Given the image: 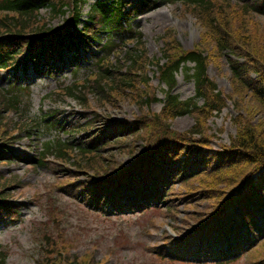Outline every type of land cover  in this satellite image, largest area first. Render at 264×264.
I'll use <instances>...</instances> for the list:
<instances>
[{"label":"rangeland","instance_id":"1","mask_svg":"<svg viewBox=\"0 0 264 264\" xmlns=\"http://www.w3.org/2000/svg\"><path fill=\"white\" fill-rule=\"evenodd\" d=\"M99 1L101 0H88L82 11V20L87 21V14L91 6ZM128 1L133 3L134 6L141 3V0ZM230 1L232 6H241L251 3L252 0ZM236 14H234L236 35L241 39L243 45L245 43L242 40L244 35H252L257 38L263 36L264 17L252 16L250 23L246 19L249 24L247 28L242 18ZM55 17H51L47 10H42L41 19L43 22L49 23ZM65 19L56 20L50 25L53 28L63 26ZM132 25L135 30L143 34V41L145 42L148 55L146 52L145 54L150 59L161 60L164 40L172 39L173 42L180 43V46L185 50L194 48L198 42L203 43L199 32L201 30L203 33L204 28L199 29V24L196 23L193 16L180 3L173 6H164L139 15L133 19ZM169 34L170 36L167 37L166 35ZM119 41L124 44L126 51L136 47V44L128 43L126 39ZM204 41L206 44L201 46L207 47V53L210 56L208 74L216 82L224 96L228 97L227 109L219 116L215 115L207 120L206 129L203 131L205 136H207L208 146L203 151H200V153L205 152L204 157L201 156L200 159L205 160V166L211 167L213 162L207 159L212 158V151L221 150L222 147L229 146L231 139L237 133V125L234 118L238 112L234 107V101L240 99L241 94L236 90V85L233 82L229 56H216V45L214 42L206 37ZM95 47L96 44H91L90 53L86 56L88 59L86 63L83 59L80 66L71 68L66 67V65L63 72L58 75H39L34 74L31 70L26 76H22V72L18 74L20 84L23 87H30L31 116L33 119L30 124L36 129L26 128L20 138L13 140V144H10L9 147L17 153L19 158L16 162L0 161V175H4V180L9 182V184L7 183L4 186L7 189L3 197L11 198L19 207L18 219L14 222L8 219H0V251L5 254L6 264H35L39 250V230L44 228L45 232L49 234L52 232L57 234L56 220L57 223L59 221L64 223L58 234H65L70 238L74 246L73 250H77L72 253L73 250L71 249L72 255L75 254L77 257H82L93 252V256L100 264H216L212 262L186 263L183 261H170L159 256L157 247L165 242L169 244L181 243L182 240H177L176 237L183 235L185 231L194 230L195 226L207 218L206 216L203 217V215L212 212L215 206L217 207L223 199L222 195H217L216 191L219 189H227L229 191L238 180L241 181L244 178L247 171L244 173L242 171L247 168L246 165L248 166V164L243 159L240 158L237 165L230 164L229 175L225 172L229 169L227 168L224 170L225 173L201 174L181 183L179 186L177 185L174 189L172 188V191L180 193L178 197L182 199L169 205L170 209H167V204H164V208L156 211L148 210L134 214L124 213L112 215L111 217H107L105 214L100 215L81 207L80 203L84 204V202L77 195L72 194L71 196L74 198L70 199V194L68 193L71 191V183L75 181L81 182L87 177L85 173L81 172V169L69 170L65 169L63 165L54 163H46L44 166H39L35 162L27 164L23 161L28 160L30 156L32 160H36V156L42 152V148L49 141L74 138L73 143L80 142L84 145L86 143L84 141L90 140L94 135L100 137L99 143L105 142L109 144L106 148L104 147L105 149H101V153L96 159L99 165L98 169L102 172L108 173L124 164L128 165L135 156L142 154L140 151L143 150L141 148L144 143L139 140V137L143 133L129 134L124 131V128L132 127L135 119L141 113L149 115L159 114L163 108V101L166 98L164 88L166 87L160 84L157 79V69L154 65L149 66L151 73L148 72V74L151 78V84L156 90L157 102H151L142 111H139V107L132 102L131 97L136 96L125 97V95H133L129 90H126L127 94L121 97L122 101L119 96L114 94V97L120 100L116 101L114 105L110 101L104 104L99 101L94 102L95 95H88L90 101L88 103V112H84L80 103L72 99H61L54 96L51 100L47 99L48 95L53 94L58 89L72 86L76 81L83 82L91 76L92 71L97 70V67L92 65L93 61L90 60L91 53L93 55L98 54ZM237 48L246 51L244 46ZM122 54L123 52H118L115 58ZM66 56L69 55L66 53ZM121 57L124 59L123 56ZM239 59L241 62L247 63L246 57L240 55ZM124 65V62H122L115 71H122ZM5 78V74L0 73V90L7 88L8 82ZM110 89L122 91L123 87H121L119 81H116L112 86H108L106 92ZM174 92L182 100L190 99L195 96L194 82L188 81L184 74H181L178 76V85ZM140 94L143 95L142 93ZM109 100H112V98L110 97ZM252 100V97L247 94L244 97L242 106L247 110L254 111V117L256 113L261 115H257L254 120L252 119L254 124H256L259 122L258 118L262 117V112H258L257 104ZM95 110L98 115H95ZM51 111L57 112L56 115L60 119V123L62 120L67 123L63 125L65 132H70L75 127L86 126L93 121L90 126H86V130H80L70 136H66L61 129L53 128L48 130L41 127V119L45 118L46 114ZM61 114L62 116L60 117ZM169 122L174 131L187 136H192L190 132L197 126L196 119L192 115H185ZM16 126L17 124L12 127V130ZM27 130L32 132H27ZM30 133L33 134L32 138L29 137ZM201 136L202 134L196 135L197 138ZM100 146L102 145H98V147ZM209 152L210 155H208ZM191 154L193 152L188 154V158H191L192 161L198 157V155ZM79 157L83 158L84 156L79 155ZM159 164L155 167V170L149 172V175L152 173L157 174L156 171L159 169H166L167 165L163 162ZM91 170L96 172L94 169ZM261 171L263 172L264 170ZM255 174L256 177L260 172ZM157 175L160 176L161 174L158 173ZM206 175H212L213 179L217 180H213ZM231 176H236L237 179L231 180ZM151 181L153 182V180ZM206 183H214V186H205L204 184ZM55 185H62L63 187L57 188ZM159 187L160 189L162 188L161 185ZM209 187L213 189H208ZM42 223H45V225L41 226ZM65 235H62V237H64L65 241H68ZM42 250L43 248L39 250V255ZM223 264H264V240L258 247L245 253L239 259Z\"/></svg>","mask_w":264,"mask_h":264},{"label":"trees","instance_id":"2","mask_svg":"<svg viewBox=\"0 0 264 264\" xmlns=\"http://www.w3.org/2000/svg\"><path fill=\"white\" fill-rule=\"evenodd\" d=\"M73 1L75 3V6L73 7H77V17H75V20L73 21V23H76L79 19L78 5L84 4L85 0ZM145 1L148 3L147 7H154L157 6L159 2L164 5L173 0ZM183 2L188 13L194 16L199 24H201L202 28H204L202 44H206L204 41L205 37L210 38L216 45V56H223L225 55V51L230 50L231 52L238 54V56L241 55L246 57L249 62L248 64H241L238 61H230L233 82L236 85V90L241 94V98L237 101V106L239 107V110L246 114V117L241 116L236 121L238 128L236 137L232 140V146L229 147L230 149H228L226 154L214 161L215 166L213 168L196 165L195 169H193L194 171L189 172L195 176L200 174L198 169H204V171L211 169L205 174H222L224 170L230 167V164L233 163V165H237L240 158L248 164V166L246 165L247 168L242 171V173L247 172L245 175L243 174L244 178L241 181L238 180L229 191H227V189H219L216 191L217 195H222L223 197L220 204L216 207V210L221 209L226 198L232 193L228 209L222 214L219 219V224L223 225L225 223L224 226L231 224V229H235L234 233L237 234L239 229L244 225H246L248 229L250 228L249 221L252 220L254 222L255 215L260 218L264 217V171H261L264 170V34L258 38L252 35H244L242 37V40L245 41L243 45L241 39L236 35L234 14L237 13L248 28L249 24L246 22V19H248L250 23V18L252 16L264 17V11L261 8H256L255 5H253V7L232 6L221 0H183ZM44 3L45 4L42 6L50 7L52 12L59 11L58 14L64 13L62 11L63 7H67L68 9L72 8V0H45ZM40 9L37 0H0V12L10 11L16 12L17 14V19L13 18L10 21L14 30L10 29L5 21H0V35L4 33H15L19 36L28 32H35L34 35H38L39 32L44 31L45 29L43 28L44 26H37L39 22L36 20L38 17L36 14ZM135 11H138V9ZM90 18L99 30H104L109 33L110 30L105 28L106 22L109 25H115L113 29L116 30L111 29V31L117 32L123 29V19L125 18V15L121 10L117 13V11L110 10L106 4H100L93 8ZM85 27L86 32H91V27H89V25H86ZM128 30H130V28ZM132 36L134 37L133 40L140 42V51H138V53L141 52L140 55L136 57L130 55L128 58V60L130 59L132 61L134 66L130 65L123 71H115L117 67L114 68V66L107 65L105 66L106 68H104L105 70L102 68L99 70L98 74H95L94 80L91 82L89 81L80 86H74L71 89H68V96L76 99L79 98L80 103L84 105L88 100V95L94 94V102L99 101L101 104H104L105 102L110 101L114 105L116 99L112 95L115 94L116 96H119L122 101L121 97L127 94L126 90H129L133 95H125V97L136 96L131 97V99L141 111L151 102H157L154 98L155 89L150 85V78L148 75V67L153 64V62L147 58L145 50L142 48V35L137 33V35L132 34ZM76 39H78L77 33L67 29L62 35L58 34L56 36V43H58L57 46H59V48H61L62 45H69V47L72 48V43H74ZM96 39L101 42L100 38ZM50 44L52 45V42ZM28 45H31V48H34L32 49V52L30 51V54L34 59L39 58L38 56L40 55L45 56L46 51H48V45L44 44L39 37H34L31 40L23 38L9 39L7 44L2 48L3 52L2 50L0 51V58L2 59L0 68L6 69L13 67L18 62L17 54L24 52V49L27 51L26 47ZM240 46L246 47V51L239 50L237 47ZM200 48L205 51H192L186 54H181L176 43L171 42L167 45L165 50L166 63L163 66L160 64L158 65L159 77L169 88L163 109L159 114L155 113L149 115L143 113L137 124L139 125V128L130 132L131 134H135L136 132L143 133L139 137V140L147 144L148 151H151L152 157L154 156L155 159L161 160L159 162L157 161L158 163H162V159H166L163 155L165 154L164 146H170L171 148L168 151H171L173 154L178 152L177 143L192 145L188 146L190 151L198 146H208L207 136L203 133L206 129V122L215 112H221L226 107L225 100L218 92H216V84L207 74L210 56L209 54L206 56L203 53H207V47L201 46ZM39 49L42 50L39 51ZM188 62L194 64V68L191 69L185 67V64ZM181 70L184 71L189 79L195 81L197 92L196 99L182 101L178 96L172 94V90L176 86V75L179 74ZM251 71L258 74L256 80L250 77ZM116 81H119L121 87H123L122 91L110 89L106 92L108 85L112 86ZM143 86L145 89H142ZM147 93H150V98H148L151 99L150 101L144 99L146 98L144 95ZM247 94H249L253 99L252 101H255L254 103L257 104L258 112H262V117L258 118L259 122L256 124H254L253 120L260 114L256 113V116L254 117V111L247 110L242 106L244 97ZM16 97L17 95L12 99L7 94H0V108H2L0 109V140L5 141L6 143H9L11 138L8 127H2V123H4L2 114L8 111H13L14 113L19 111V102ZM110 97L112 100H109ZM199 99L205 100L202 108H199L198 106ZM117 100L120 101L119 99ZM184 115H192L195 117L197 126L190 133L192 136L202 134L199 139L172 130L169 121L175 120ZM64 147L65 145L60 143L57 148L51 146L47 147V150H51L50 154L55 155L56 158L66 159L67 154L62 149ZM98 154V152L90 151L88 152V157H90V155H95L93 158L97 159L96 157H98ZM166 156L168 159L171 157L169 153ZM43 158L40 160V164L43 163ZM168 162H170V160H168ZM184 170H186V168ZM225 172L229 175L230 168ZM256 172H260V174L255 177ZM168 174H170V172H168ZM212 175L206 176L213 179ZM3 176L4 175H0V186L2 188L5 186L2 185L4 179ZM233 179H237V177L231 176V180ZM150 184H152V181L147 180L145 186H149ZM204 185L214 186V183H206ZM208 189L213 188L209 187ZM107 199H109L108 196ZM234 215L237 217H234ZM235 222L236 224L242 223V225H234ZM259 230L260 228H258L255 223L251 232H257ZM48 237L49 236L45 235V238L42 239L44 240L42 242L43 247L46 241V245H48Z\"/></svg>","mask_w":264,"mask_h":264},{"label":"bare ground","instance_id":"3","mask_svg":"<svg viewBox=\"0 0 264 264\" xmlns=\"http://www.w3.org/2000/svg\"><path fill=\"white\" fill-rule=\"evenodd\" d=\"M138 128H139V125L135 124V125H133V126L131 127V131H135V130H137ZM170 148H171L170 146H164L165 156H166L168 153H171V151H168ZM206 156H207V155H206ZM202 157H204V154L202 155ZM201 161H204V159H202ZM213 161H215V158L211 160V162H213ZM192 165L194 166L195 164H192ZM143 169H144V167H140V171H139V174H140V175H142V174L144 173V172H143ZM188 171L193 172L194 170H193V168H191V169H189ZM145 178H146V179H149V180H154V181H155V180L157 179V174L147 175ZM258 202H259V200H258ZM134 204H136V199H135V198H131V205H134ZM223 218H224V217H223ZM254 224H255V223H254L252 220H250V221H249L250 228H249L248 230H245V227H242V228H241V229H242V233L240 232V234H241V236H242L243 238L246 237V235H248V234L252 231V227L254 226ZM234 225L241 226L242 223H237V224H236V222H235ZM246 227H247V226H246ZM242 237L240 238V240L242 239ZM238 250H240V249L238 248ZM218 255H219V253H211V256H212V257L218 256Z\"/></svg>","mask_w":264,"mask_h":264}]
</instances>
